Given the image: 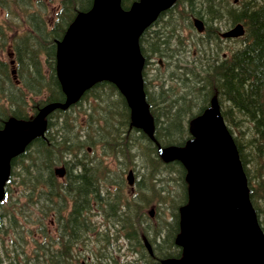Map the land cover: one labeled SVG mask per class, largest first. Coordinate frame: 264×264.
Instances as JSON below:
<instances>
[{
	"label": "trees",
	"instance_id": "16d2710c",
	"mask_svg": "<svg viewBox=\"0 0 264 264\" xmlns=\"http://www.w3.org/2000/svg\"><path fill=\"white\" fill-rule=\"evenodd\" d=\"M127 1L129 0H122L121 4L124 6ZM241 1L236 6L231 5L229 0H176L173 5L175 10L172 12V8L166 13L168 19L175 15L182 18L181 10L187 9L190 14L193 7H196V16L205 18L208 25L211 20H218L225 14L231 24L240 22L245 26L244 37L235 42L236 45L229 56L215 53L213 58L206 59L208 60L206 66L204 65L206 68L199 73L196 69L187 68L190 72L179 79L186 90L183 85L178 91L170 86L165 87L169 69L163 74L158 64L153 77L154 82L148 81L147 66L156 63L150 60L146 51L160 53V49L163 48L160 44H165L166 41L158 38L165 34L163 30L167 29L168 21L160 16L156 28L162 31L155 29L154 32L145 33L140 38V50L145 58L142 71L145 99L154 118L153 139L132 124L129 108L117 88L102 81L88 89L75 103L76 105L51 112L47 117L44 137L32 140L21 154L12 159L6 194L9 195L11 185L19 179L18 184L27 186L28 190L23 195L26 198L24 206L30 209L36 205L43 213L49 211L56 214L57 224L64 230V235L59 238L57 252L62 251L67 243L69 248L76 252L80 242L89 241L86 235L92 232L94 227L89 229L86 225L88 220L86 214L95 204L101 208L108 206L114 209V215L119 218L113 221L120 225L119 231H124L122 234L129 241L128 248L136 256L132 260L122 261L123 264H160L163 258L178 256L180 250L175 246L174 238L178 232V208L187 198L184 168L178 162L164 163L157 154L155 142L161 146L184 143L188 138L186 123L202 112L213 97L218 99L221 114L230 133H233V129L236 131L232 136L247 177L249 197L264 232V2ZM84 2L66 0L49 29L39 18L36 25L37 33L28 44L22 49L19 47L16 52L20 64L21 84L28 92L43 97V100L35 103L39 106L64 99L55 74L54 43L62 37L67 26L73 21L76 11L86 9L82 7ZM90 3L91 0L89 5ZM29 4L24 3L23 13L27 11L26 6ZM14 6L20 7L16 2ZM206 35L209 37L210 45L220 43L216 33L208 32ZM39 55H45L47 73L41 67ZM156 56L162 58L160 55ZM165 65L164 62V67ZM6 72L8 73L7 67L0 63L3 84L6 83ZM7 87L0 88V93L11 92L14 88L10 82L7 83ZM89 97H92L91 102ZM194 102L199 103L196 105ZM16 108L18 110H5L0 107V127L10 117L27 118L19 110V105H16ZM80 112L85 116L84 127L77 121ZM115 116L121 119L117 123L114 122ZM101 120L104 121V126L99 128L96 122ZM98 145L100 156L94 153ZM87 149L93 152L90 157L85 155ZM64 157L68 159L67 162H64ZM105 157L117 161L116 171H112L103 163ZM132 160L141 165L139 173L141 179L138 178L135 183L136 195L128 199L125 194L124 173L126 166L134 165L135 162ZM143 163L145 166L142 167ZM60 164L64 165L66 170L64 179H59L54 173ZM156 174L167 176L168 181L181 186L182 192L179 200L173 202L170 209L173 221L167 225L164 222L153 228L145 223L147 220L143 222V209L161 203L165 205V197L161 196L165 191L156 188V183L153 182ZM111 188L116 192L114 197L111 196ZM16 196L15 200L13 196L5 197L6 202H0V205L8 204L12 216L8 218L7 228L17 234L19 230H23L21 226L25 227L28 218L17 220V217L21 220L24 215L14 214L22 207L17 205L20 202L19 196ZM166 196H169V193ZM131 205L135 208H131ZM134 210L135 214L131 219L128 212ZM81 223L85 225L83 234L79 233ZM142 235L146 236L153 247L152 256L143 246ZM96 241L102 242L104 248L98 254H93L90 264H120L115 256L106 257V248L111 245V238L108 235L101 237L97 233ZM33 252L36 254L38 250L34 248ZM52 261L57 264L64 263V259L59 256Z\"/></svg>",
	"mask_w": 264,
	"mask_h": 264
},
{
	"label": "water",
	"instance_id": "95a60500",
	"mask_svg": "<svg viewBox=\"0 0 264 264\" xmlns=\"http://www.w3.org/2000/svg\"><path fill=\"white\" fill-rule=\"evenodd\" d=\"M173 2L140 0L124 11L119 0H94L91 10L75 19L56 51L57 76L65 102L43 107L28 131L21 130L20 122L14 120L0 131V196L10 158L42 131L43 117L75 102L97 81L112 82L125 96L133 123L151 134L138 38ZM194 23L202 29L199 20ZM242 34V26L236 25L222 37ZM189 131L192 139L184 146L158 148L164 162L177 160L185 168L188 196L179 209V233L175 237L181 256L163 259L160 264H264V235L249 200L235 144L215 99L190 122ZM56 173L61 175L62 170ZM128 183L132 184L131 172Z\"/></svg>",
	"mask_w": 264,
	"mask_h": 264
},
{
	"label": "rangeland",
	"instance_id": "374dc122",
	"mask_svg": "<svg viewBox=\"0 0 264 264\" xmlns=\"http://www.w3.org/2000/svg\"><path fill=\"white\" fill-rule=\"evenodd\" d=\"M33 2L35 0H7V4H6V8H8L9 12H11L12 10H14V4L19 3L20 6L23 3H27V2ZM230 2H232V0H229ZM241 1V0H240ZM239 0H234L233 3L231 5H239L240 4ZM37 2H39V6H37V8L32 7V11H36L39 14L42 15V17L44 18L45 22H48L50 19H54L58 12L61 10L59 5H63L66 3V0H37ZM242 2V1H241ZM175 10V8L173 9ZM195 10V9H193ZM188 10H182V15H183V19L179 17V15H175L173 17H171L170 19L168 18H164L168 21V25H167V29L165 30V34L163 33V37L162 38H158L159 40L163 41L165 40L166 43L165 44H160V47H163L160 49V53H151L150 51H146L148 53V55L150 56V60L154 61V58L157 59L156 55H160V57H162L163 62L166 63L165 67H161V71L163 74L165 73L166 69H169V73L166 74V78L167 81L165 83V87L166 86H170L172 87L175 91H178L181 89L182 85L179 82L180 78H184L185 73L190 72L188 69H196V72H200L203 69L205 70V66L209 58H213V55L215 53H219V55L221 56L222 53L224 54V56H229L230 51L232 50V48L236 45L234 44V42L232 41H218L220 42L219 44H213L210 45L209 42V37L206 35V37L202 36L200 37V35L197 34V32L194 30L193 26H188L191 22H190V17H188L187 15ZM196 12V10H195ZM5 13L6 10L5 9H0V28L2 30H4L6 28V17H5ZM225 13V11L223 12ZM187 16V17H186ZM203 20V19H201ZM204 22V20H203ZM212 24L209 25V30L210 32L214 31L215 28H217V30L219 32H224L226 29H228L230 26L231 21H229L225 14L219 18L218 22H210ZM162 24H164L162 22ZM234 25V24H232ZM50 26V25H49ZM218 32V33H219ZM7 34V33H6ZM5 34V35H6ZM218 35V34H217ZM157 39V41H158ZM161 41V43L163 42ZM203 42V43H201ZM144 48V47H143ZM10 52V50H5L3 52V56L0 57L1 60H3L4 62H8L9 58L7 56V54ZM42 60V68L43 71L45 73H47V69L46 68V62L43 58H40ZM162 61V60H161ZM205 65V66H204ZM148 81L150 83H153V77L155 76V70L157 67V65L151 63V65H148ZM188 68V69H187ZM200 75L204 76L203 73H200ZM201 76V77H202ZM172 84H176L175 86H173ZM184 86V85H183ZM185 87V86H184ZM16 89L19 92H16L18 94V96L21 98L20 100V110L21 112L25 115V116H32L33 114L31 113V104L37 100L38 101V96L37 95H32V93L27 92L25 90L24 87H22V85L20 86H16ZM197 89V87H196ZM186 90V87H185ZM196 94V92H195ZM16 96V94L14 95ZM5 95L1 97L0 103H2L4 109L7 108V102L5 101ZM90 102L92 101V97H89ZM196 105H198L197 102ZM190 104L193 105V103L190 102ZM201 104V103H200ZM75 115V113L73 112V116ZM33 117V116H32ZM85 116L80 112L79 115L77 116V121H79L81 123L80 126L84 127L86 126V122L83 121ZM116 121L114 122H118L120 121V117L119 116H115ZM28 123H24L23 125L26 126ZM23 126V128H25ZM96 126L99 128H102L104 126V121H97L96 122ZM79 130V128L77 129ZM232 130V129H231ZM236 131H234L233 129V135H235L236 133H234ZM100 146L98 145L94 151L95 155L100 156L101 155V151H100ZM92 151H89V154L87 155L88 157H90L92 155ZM67 158L64 157V162H67ZM134 161V165L129 164L128 167L126 166L127 169H133L135 170L134 172V179L135 182L141 179V176L139 177V173L141 171V165ZM103 163L112 171H116V164L117 161L113 160L110 157H105L103 158ZM61 164H63V162H61ZM61 164L58 166L60 167ZM20 165V164H19ZM145 166V164H142V167ZM126 169V170H127ZM18 171V169H16ZM139 170V171H138ZM167 176L170 177V174L167 173ZM167 176H163V174H156L154 176V183H156V188L158 189H163L165 192L162 193V197L164 198V203L165 205H163V203L158 204L157 206H147L146 208L143 209V222L144 220H147V222H145L146 224H148V226L150 227H157L159 225H161L162 223L164 224V222H166V225L168 223H171L173 220L171 218V206L173 205V202H177L179 200V197L181 196V186H179L176 183H173L171 181H168ZM19 179L15 180L13 182V184L10 187V192H9V197H14V200L17 198L16 195L19 196V202L20 204H17L18 206H22L19 211H15L14 214L16 216L23 214L24 218L18 219L19 221H22L24 219L28 218V221L24 226H21L23 231H26V234L24 235V242H25V247L23 250H19L17 253H19L20 257H28L29 255L32 254V242L34 240H41L44 235L41 234L40 231V227L43 225L45 226L44 229L46 230V233L50 236H58L57 235V230L56 227L51 224H49L50 221V216H51V212H46L43 213V211H41V209L38 206H34L33 208L28 209L26 206H24V203L26 201V198L23 196L24 194H26L28 192L27 186L24 185H19ZM107 185V184H106ZM108 186V185H107ZM112 187V186H111ZM112 189V188H111ZM104 191V190H103ZM115 191L114 189L111 190V196L114 197L115 195ZM169 193V196H166V194ZM125 194L127 195L128 199H131L132 196H135V190L132 191V189H130L129 187H126L125 189ZM99 201L103 202L104 200L102 199H98ZM8 204H4L2 203L0 205V219L3 222V229L2 231L0 230V264H5L6 262H10L11 260H7L8 256L10 255V253L8 254V250H10V245L12 243L11 239H15L17 238V234L14 233L11 229L7 228L8 225V218H11L12 215H10V208H8L7 206ZM118 206V205H117ZM142 206H145V204H142ZM93 211H91L89 213V217L90 219L94 222L95 226H94V230L90 233H88V235H86V238L89 241L84 242H80L78 244V246L76 247L77 249L80 250V246L83 247V252H86L87 255L93 257V254H98L101 250H103L104 248V244L100 241H96V234L99 233L100 236L102 235H108L109 231L102 226L101 224L103 223L104 220L109 219V221H113L116 219H119L117 216H115L114 214V209L105 206L104 208H101L100 206H97L95 204H93ZM131 208H135V206L131 205ZM151 208L154 209V214H152V219L148 218L146 213L147 211H149ZM98 210V211H96ZM97 212V213H96ZM170 213V214H169ZM172 213H174V211H172ZM129 218L133 219L134 214H135V210L134 211H129ZM127 218V220L129 219ZM20 224V223H19ZM81 226V225H80ZM85 226V225H84ZM96 226H98V228H96ZM117 226L119 227L120 225L117 224ZM90 229V227H89ZM116 228H113L111 230V234L110 235H114L115 233H117ZM82 240V239H79ZM113 243H115V247H113V244H111L109 246V248H106V257L109 256V254L111 253L113 256H115V259L117 262H119L120 264L122 263V260L119 256L117 255H122V258L124 257V255L127 256V258L131 259L133 257V252L130 251V249H128V241L127 240H123L121 237L117 240L114 241ZM13 248V247H12ZM15 252L11 253L12 256H14ZM85 253V254H86ZM17 255V254H16ZM15 255V256H16ZM7 258V259H6ZM134 258H136V256L134 255ZM21 259V258H19ZM106 262V261H105ZM15 263V262H14ZM108 264V263H107Z\"/></svg>",
	"mask_w": 264,
	"mask_h": 264
},
{
	"label": "flooded vegetation",
	"instance_id": "af4514ba",
	"mask_svg": "<svg viewBox=\"0 0 264 264\" xmlns=\"http://www.w3.org/2000/svg\"><path fill=\"white\" fill-rule=\"evenodd\" d=\"M85 2L82 4V7H86V10H88L92 3L93 0H91V3L89 5V0H84ZM137 0H129L127 1L126 4H124V6H126V8L130 7L133 3H135ZM122 2V0H121ZM123 5V3H122ZM55 221H50L51 225H55ZM80 228H79V233L83 234L84 233V225L81 223L80 224ZM69 228H71V226H68ZM59 228L61 229L60 231H58L59 237L56 238V234L55 236H51L50 241L46 244H41V245H37V247L35 249L38 250V252L36 254H31L28 257L25 258L24 257H20L19 253H17L16 256H12V260L13 262H15V264H57L56 262L52 261V259L57 258V256L61 257V259H64V263L63 264H73L74 259H78L77 254H74V252L72 251V248H69L68 243L65 244V248L60 251L57 252V250L59 249V238L62 237V234L64 235V230L61 226H59ZM67 232H65L66 234ZM58 240V241H57ZM69 240V238L67 239V241ZM53 244L50 247V250H47L48 247ZM22 250V249H19ZM21 258V259H19ZM50 260V261H49ZM80 264H85L84 259L81 258L80 259Z\"/></svg>",
	"mask_w": 264,
	"mask_h": 264
},
{
	"label": "bare ground",
	"instance_id": "6f19581e",
	"mask_svg": "<svg viewBox=\"0 0 264 264\" xmlns=\"http://www.w3.org/2000/svg\"><path fill=\"white\" fill-rule=\"evenodd\" d=\"M223 54V53H222ZM200 76V75H199ZM76 105V104H75ZM82 137V136H81ZM175 219V218H174Z\"/></svg>",
	"mask_w": 264,
	"mask_h": 264
}]
</instances>
